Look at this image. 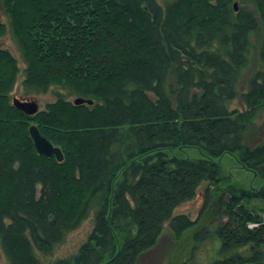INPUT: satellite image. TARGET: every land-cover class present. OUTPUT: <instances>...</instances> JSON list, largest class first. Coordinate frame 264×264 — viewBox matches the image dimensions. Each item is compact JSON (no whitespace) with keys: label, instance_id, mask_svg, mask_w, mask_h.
<instances>
[{"label":"trees","instance_id":"1","mask_svg":"<svg viewBox=\"0 0 264 264\" xmlns=\"http://www.w3.org/2000/svg\"><path fill=\"white\" fill-rule=\"evenodd\" d=\"M2 15L26 91L61 86L91 101L58 94L32 116L20 112L9 96L17 61L0 48L5 264H48L86 220L85 241L49 264H135L166 221L176 238L202 240L222 198L220 258L209 264H264V137L255 124L264 116V0H0V37ZM236 98L240 110L230 108ZM30 125L60 148L61 162L37 154ZM182 149L201 157L169 154ZM224 155L260 185L229 181ZM202 184L197 217L174 215Z\"/></svg>","mask_w":264,"mask_h":264},{"label":"rangeland","instance_id":"2","mask_svg":"<svg viewBox=\"0 0 264 264\" xmlns=\"http://www.w3.org/2000/svg\"><path fill=\"white\" fill-rule=\"evenodd\" d=\"M2 22L6 24V34L0 37V48L9 51V53L16 59L19 68V74L17 76L16 83L13 90L10 92V101L14 98L20 100H32L37 106L38 110L41 111L49 103L54 102L57 99V95L61 94L67 100L73 101L75 96L72 95L68 90H65L61 86H50L45 93H33L28 92L24 89L22 85V80L24 79L23 69L25 64L22 58V52L18 43L12 37L8 29V20L4 15H2ZM260 38V32H257L252 38V50H251V60L252 68L256 61V48L257 43ZM251 68L244 72V75L240 79V88L244 87L245 84V74L249 73ZM242 103L239 98L233 100L230 104V108L242 109ZM38 111V112H39ZM255 124L259 128L258 140L264 137V116L257 117L255 119ZM179 157L185 158H200V153L196 149H182L174 150L172 153ZM221 164L225 176L229 178V181L233 183L241 184L243 186H253L258 187L260 182L256 177L243 170L232 156L224 155L220 159H217ZM205 184H202L198 190L196 197L182 206L178 207L174 211V215L184 214L190 219H195L198 215L199 208L202 203V190ZM222 200H224L222 198ZM221 200V201H222ZM220 201V203H221ZM213 205V212L210 215V219L205 221V237L200 241L193 240L194 232H187L182 235L181 238H176L169 227V221H166L162 226V232L159 235L155 245L143 252L136 260L135 264H209L213 260L220 258L218 250L220 248V241L217 238L215 231L221 226L227 218L222 214L221 204ZM91 229V221L86 220L82 225L75 231L68 234L63 243L55 247L53 253L48 257H42L43 261L46 263H51L53 260L68 256L74 253L79 245L85 241L87 234ZM6 259L0 249V264H5Z\"/></svg>","mask_w":264,"mask_h":264},{"label":"water","instance_id":"3","mask_svg":"<svg viewBox=\"0 0 264 264\" xmlns=\"http://www.w3.org/2000/svg\"><path fill=\"white\" fill-rule=\"evenodd\" d=\"M234 10L237 11V3L233 4ZM74 105H80L84 103L91 104V101L76 98L73 101ZM12 105L20 112L32 116L36 114L38 110V106L34 101L30 100H20L14 98L12 100ZM29 136L32 140L34 149L37 154L42 155L46 158L55 157L57 161L61 162L63 160V154L60 148L54 146L50 141H48L44 136H42L35 125H30L28 128Z\"/></svg>","mask_w":264,"mask_h":264}]
</instances>
